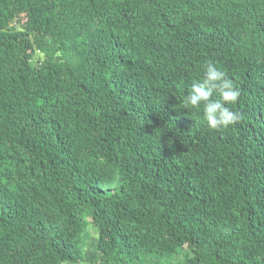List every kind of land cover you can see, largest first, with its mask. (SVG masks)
Here are the masks:
<instances>
[{
	"label": "trees",
	"instance_id": "16d2710c",
	"mask_svg": "<svg viewBox=\"0 0 264 264\" xmlns=\"http://www.w3.org/2000/svg\"><path fill=\"white\" fill-rule=\"evenodd\" d=\"M0 264H264V0H0Z\"/></svg>",
	"mask_w": 264,
	"mask_h": 264
},
{
	"label": "clouds",
	"instance_id": "9594fccd",
	"mask_svg": "<svg viewBox=\"0 0 264 264\" xmlns=\"http://www.w3.org/2000/svg\"><path fill=\"white\" fill-rule=\"evenodd\" d=\"M239 97L240 89L235 82L215 62L208 61L203 65V76L191 83L184 108L200 110L202 106L203 119L210 130L226 129L241 120V115L229 107Z\"/></svg>",
	"mask_w": 264,
	"mask_h": 264
}]
</instances>
